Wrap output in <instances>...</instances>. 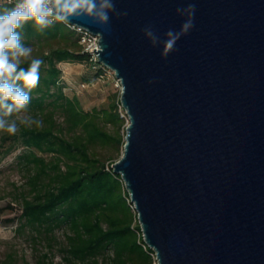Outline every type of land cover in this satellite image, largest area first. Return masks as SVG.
Returning a JSON list of instances; mask_svg holds the SVG:
<instances>
[{
    "label": "water",
    "instance_id": "95a60500",
    "mask_svg": "<svg viewBox=\"0 0 264 264\" xmlns=\"http://www.w3.org/2000/svg\"><path fill=\"white\" fill-rule=\"evenodd\" d=\"M194 27L163 57L142 29ZM98 63L127 117L112 164L156 264H264V0H115ZM103 49L100 51V49ZM151 81V82H150Z\"/></svg>",
    "mask_w": 264,
    "mask_h": 264
},
{
    "label": "trees",
    "instance_id": "16d2710c",
    "mask_svg": "<svg viewBox=\"0 0 264 264\" xmlns=\"http://www.w3.org/2000/svg\"><path fill=\"white\" fill-rule=\"evenodd\" d=\"M0 7L14 5L1 1ZM79 40L76 30L61 22L41 31L29 21L23 29V43L33 51L22 67L32 58L44 61L23 112L43 124L17 119L16 134L0 135V161L18 146L27 149L20 155L27 170L18 227L43 232L49 247L58 244L63 264H151L154 252L144 243L128 192L111 167L124 145L126 118L119 99L85 110L77 96L64 92L60 63L84 64L95 79L106 76ZM56 230H62L61 240ZM46 258L43 254L38 264H48ZM0 264H18L16 252L6 253Z\"/></svg>",
    "mask_w": 264,
    "mask_h": 264
},
{
    "label": "clouds",
    "instance_id": "9594fccd",
    "mask_svg": "<svg viewBox=\"0 0 264 264\" xmlns=\"http://www.w3.org/2000/svg\"><path fill=\"white\" fill-rule=\"evenodd\" d=\"M195 11L193 3L177 8V14L185 17L179 31L169 29L161 39L148 25L142 29L144 37L153 47L159 46L166 58L194 27ZM112 15L122 18L127 12L118 11L115 0H18L14 7H0V131L13 135L18 132L13 114L26 111L31 90L38 86L40 68L44 63L40 58H32L27 68L22 67L33 51L23 43L24 26L31 21L42 31L55 22L67 24L72 19L84 18L93 26L107 29ZM20 123L41 127L43 121L26 117L20 119Z\"/></svg>",
    "mask_w": 264,
    "mask_h": 264
},
{
    "label": "rangeland",
    "instance_id": "374dc122",
    "mask_svg": "<svg viewBox=\"0 0 264 264\" xmlns=\"http://www.w3.org/2000/svg\"><path fill=\"white\" fill-rule=\"evenodd\" d=\"M59 68L65 94L69 97L77 96L83 109L90 110L92 107L108 106L116 98L119 99L121 89L112 73L95 79L94 73L84 64L60 63ZM87 78L91 79L88 84L85 82ZM119 111L122 116L124 109L121 107ZM24 117L26 115L23 111L14 115L16 119ZM125 124L127 125L126 121ZM2 132L0 131V135ZM123 134H125V129ZM25 152L27 149L18 146L0 161V259H3L8 252H16L18 264H38L39 258L47 254L45 261L48 264H63L58 244L49 247L43 232L38 234L32 228L19 229L18 227L20 222L17 218L21 212L19 194L25 188L27 170L20 155ZM42 156L49 158L48 155ZM12 219L14 221L11 222ZM55 235L61 240L62 230H56ZM156 263L155 256H153L151 264Z\"/></svg>",
    "mask_w": 264,
    "mask_h": 264
},
{
    "label": "built area",
    "instance_id": "2783aa9c",
    "mask_svg": "<svg viewBox=\"0 0 264 264\" xmlns=\"http://www.w3.org/2000/svg\"><path fill=\"white\" fill-rule=\"evenodd\" d=\"M1 1H6L7 3H12L14 6L15 4L18 2V0H0ZM69 25V24H68ZM71 28L75 29L76 32L80 35V40L79 43L82 45L84 52L88 53L90 61L98 63L97 61V54L94 53L93 49H95V51L98 50V41H99V36L94 35L90 32H88L87 30L81 28V27H77L74 25H69ZM100 64V63H98ZM104 70H105V74H113V77L115 79V82L117 83V85L120 87L121 89V84L120 81L118 79L115 78L114 73L112 70L104 67L102 64H100ZM85 84H83L84 86ZM122 116H124L126 118V122H127V117L124 114H122Z\"/></svg>",
    "mask_w": 264,
    "mask_h": 264
}]
</instances>
